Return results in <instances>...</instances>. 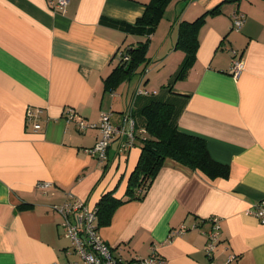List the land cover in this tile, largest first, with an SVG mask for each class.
<instances>
[{
  "label": "crops",
  "instance_id": "obj_1",
  "mask_svg": "<svg viewBox=\"0 0 264 264\" xmlns=\"http://www.w3.org/2000/svg\"><path fill=\"white\" fill-rule=\"evenodd\" d=\"M48 1L0 0V264L73 260L51 206L69 196L90 208L106 193L124 197L141 148L118 153L115 139L100 162L87 152L98 130L67 123L65 109L93 124L111 112L120 123L138 89L158 91L179 69L180 22L217 6L199 30L194 64L171 92L187 98L178 127L204 138L229 177L211 180L166 159L143 200L121 205L98 234L124 261L153 249L162 264H264V225L247 212L264 199V0H172L148 42L153 64L132 92L128 82L104 91L103 80L120 49L145 41L124 28L150 0H69L65 12H52ZM237 13L245 21L233 31ZM234 54L244 62L238 78L229 73ZM161 66L151 88L149 75ZM28 107L43 109L37 131L25 122ZM212 219L220 236L209 258L204 232Z\"/></svg>",
  "mask_w": 264,
  "mask_h": 264
},
{
  "label": "trees",
  "instance_id": "obj_2",
  "mask_svg": "<svg viewBox=\"0 0 264 264\" xmlns=\"http://www.w3.org/2000/svg\"><path fill=\"white\" fill-rule=\"evenodd\" d=\"M171 1L150 0L145 4L144 13L135 24L125 26V31L146 39L134 47L119 50L117 65L103 80L104 91H114L134 75L143 72L147 64L148 42ZM224 2L238 4L240 0H225ZM220 11V6H217L191 22H180L176 48L184 53V58L179 69L170 82L161 86L155 94L137 95L134 108H132V117L136 123L134 146L136 144L140 146L141 154L136 167L129 176L124 197L115 198L112 193H106L98 202L96 216L98 229L110 224L115 211L121 205L143 200L166 159H171L190 170L200 171L211 180L229 177V166L211 157L204 138L185 132L178 127V120L186 106L187 98L171 92L173 82L184 77L196 60L199 46L198 34L207 15L217 14ZM234 15L238 17L242 15L244 21L245 15L237 13L231 16L232 30L238 31L243 24L236 27ZM235 56L234 54L233 58Z\"/></svg>",
  "mask_w": 264,
  "mask_h": 264
},
{
  "label": "built area",
  "instance_id": "obj_3",
  "mask_svg": "<svg viewBox=\"0 0 264 264\" xmlns=\"http://www.w3.org/2000/svg\"><path fill=\"white\" fill-rule=\"evenodd\" d=\"M49 8L52 12H65L69 0H50ZM234 25L239 27L243 24V16L234 15ZM126 60L127 57L125 56ZM244 68V62L241 57H234L229 70L233 78H238ZM155 94V91L137 90V95ZM132 104L122 112V120L118 124L111 121V112H101L97 123H89L83 119H77L74 108L65 109L64 115L66 122H74L77 128L83 131L86 128L97 129L99 138L95 145L87 152L97 157L101 162L106 159L107 149L113 140H118V153L126 152L134 146V131L136 123L132 117ZM43 109L26 108L25 122L32 125L33 130L41 128L36 120ZM45 185H38V188H44ZM56 213L62 217L61 228L63 235L70 241V247L78 260H68L64 263L50 264H162V259L156 250L146 257L135 258L131 261H124L114 256L111 248L101 239L96 225L97 207L90 208L85 202L68 197L60 205H52ZM247 212L254 215L261 225H264V199L253 204ZM183 230L181 229L179 233ZM207 238L205 253L211 258L219 241L220 225L216 219H212L210 228L204 232ZM231 258H229L230 260Z\"/></svg>",
  "mask_w": 264,
  "mask_h": 264
},
{
  "label": "rangeland",
  "instance_id": "obj_4",
  "mask_svg": "<svg viewBox=\"0 0 264 264\" xmlns=\"http://www.w3.org/2000/svg\"><path fill=\"white\" fill-rule=\"evenodd\" d=\"M233 31H236V30H233ZM147 62H148V64H146V69H147V73H148V69L150 70V68H149V65L150 66H152V61L151 62H149L148 61V59H147ZM161 70H162V66L157 70V71H153L152 72V75L150 74H148L149 76H151V80L149 79V81L151 82L150 83V87L151 88H156L155 86H152L153 84H155L156 82V80H158L160 77V72H161ZM141 78V75L140 74H136V75H134L129 81H128V83L126 84V87L128 86V88H129V90H130V92H132L136 87H137V85H138V81H139V79ZM156 79V80H155ZM161 88V87H160ZM160 88H158L157 90H159ZM70 254L72 253L73 255H72V259L73 260H78V257H76V255L73 253V249L70 247Z\"/></svg>",
  "mask_w": 264,
  "mask_h": 264
}]
</instances>
